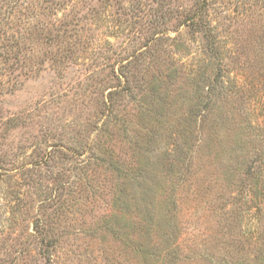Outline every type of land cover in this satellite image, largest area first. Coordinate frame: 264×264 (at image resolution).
<instances>
[{
	"label": "rangeland",
	"instance_id": "374dc122",
	"mask_svg": "<svg viewBox=\"0 0 264 264\" xmlns=\"http://www.w3.org/2000/svg\"><path fill=\"white\" fill-rule=\"evenodd\" d=\"M0 264H264V0H0Z\"/></svg>",
	"mask_w": 264,
	"mask_h": 264
},
{
	"label": "trees",
	"instance_id": "16d2710c",
	"mask_svg": "<svg viewBox=\"0 0 264 264\" xmlns=\"http://www.w3.org/2000/svg\"><path fill=\"white\" fill-rule=\"evenodd\" d=\"M198 14H200V11L198 12ZM193 22L194 23H197L198 22V25L196 26V28L198 29V28H202L203 26H201V21L200 20H198V19H192V21H191V23L193 24Z\"/></svg>",
	"mask_w": 264,
	"mask_h": 264
}]
</instances>
